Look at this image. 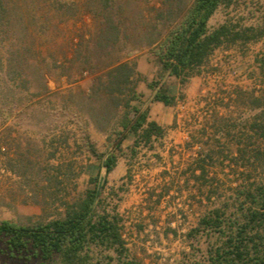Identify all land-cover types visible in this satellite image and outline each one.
<instances>
[{"label":"rangeland","instance_id":"374dc122","mask_svg":"<svg viewBox=\"0 0 264 264\" xmlns=\"http://www.w3.org/2000/svg\"><path fill=\"white\" fill-rule=\"evenodd\" d=\"M163 1L121 0L123 13L114 18L118 40L105 44L101 30L108 13L88 0H62L65 7L54 0H12L15 19L0 28V220L32 224L56 218L63 203L89 187L98 161L88 151L86 136L98 152L107 150L122 115L101 89L106 74L128 62L140 79L155 77L149 49L138 40L153 24L155 9H166ZM252 6L264 10V0ZM237 13L244 19V9ZM223 20L219 10L209 25ZM261 54L264 39L215 51L202 73L184 86L166 77L171 93L179 97L173 107L149 103L151 92L143 81L137 83L140 100L166 136L153 152L141 150L130 165L127 156L118 159L108 176L113 196L105 204L118 205L126 220L127 246L142 264H179L189 251L184 235L208 202L191 183H183L182 171L198 149L186 143L200 129L209 134L215 114L240 125L255 113L235 97L239 89L264 95V77L254 62ZM219 145L234 149L229 137ZM226 165L209 170L218 193L239 179ZM159 194L162 199L155 204ZM0 264L22 263L1 256Z\"/></svg>","mask_w":264,"mask_h":264},{"label":"trees","instance_id":"16d2710c","mask_svg":"<svg viewBox=\"0 0 264 264\" xmlns=\"http://www.w3.org/2000/svg\"><path fill=\"white\" fill-rule=\"evenodd\" d=\"M54 1L65 7L62 0ZM88 2L108 13L102 40L105 44L117 42L120 29L114 18L123 13L121 0ZM163 2L166 9H155L153 24L138 40L141 48L149 49L155 77L140 79L135 65L128 62L118 63L106 74L101 89L109 95L113 108L122 109V115L107 150L98 152L86 136L88 151L98 161L89 187L63 203V213L56 218L32 224L0 220V257L22 264H142L127 246L126 220L118 205L105 204L113 196V189L107 188L108 176L118 159L127 156L130 165L129 160L141 150L153 152L166 136V129L150 118L149 107L140 100L137 83L143 81L151 92L149 103L173 107L179 97L171 93L166 77L184 86L202 73L215 51L264 39V10L253 7L254 0H191L189 6L184 0ZM12 5V0H0V28L9 27L15 19ZM243 9L244 19L237 13ZM219 10L224 20L211 27L209 22ZM254 62L264 77V54ZM235 98L255 113L240 125L215 114L210 133L200 129L186 143L188 148L198 145V149L182 171L183 183H191L208 205L184 235L189 251L182 253L179 264H264V95L239 89ZM130 137V144L124 147ZM225 137L233 140L234 149L219 145ZM209 140H213L211 145ZM225 162L239 179L227 192L218 193L219 185L208 176L209 170L216 165L223 168ZM161 199L159 194L155 204Z\"/></svg>","mask_w":264,"mask_h":264},{"label":"crops","instance_id":"0c3cea01","mask_svg":"<svg viewBox=\"0 0 264 264\" xmlns=\"http://www.w3.org/2000/svg\"><path fill=\"white\" fill-rule=\"evenodd\" d=\"M156 104H159V103H156Z\"/></svg>","mask_w":264,"mask_h":264}]
</instances>
